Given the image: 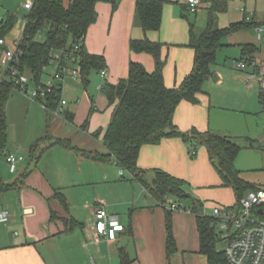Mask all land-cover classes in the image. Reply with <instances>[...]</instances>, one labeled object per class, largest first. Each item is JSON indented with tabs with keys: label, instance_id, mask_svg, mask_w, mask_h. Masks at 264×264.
I'll list each match as a JSON object with an SVG mask.
<instances>
[{
	"label": "crops",
	"instance_id": "0c3cea01",
	"mask_svg": "<svg viewBox=\"0 0 264 264\" xmlns=\"http://www.w3.org/2000/svg\"><path fill=\"white\" fill-rule=\"evenodd\" d=\"M73 1L63 0V3L68 7ZM168 1L163 9L160 31L145 33L135 24L137 0H121L116 11L113 10L111 1L100 0L95 7L97 21L89 28L84 47L89 54L104 57L106 77L93 72L89 86L85 87L81 80H74L68 75L62 83L61 91V97L68 104L63 113H58L59 106L52 111L45 109V138L41 135L42 129H39L23 140L13 139L8 121L6 152L22 155L25 161L12 173L17 174V178L7 184L21 181V186L11 191L14 194H5L7 196L3 200L6 205L3 201L0 202V211L7 210L10 214L9 222L0 223V264H122V257L126 259V264H209L208 258L200 253L196 214L167 210L114 161L107 162L116 167L110 168L105 166L106 163L98 164L100 166L88 164L91 160L84 158L86 164H82L85 167L78 168V155L56 144L58 140H67L73 147L85 151H97L99 145L105 153L103 137L115 108L110 103L108 86H115L127 79L132 62L143 65L149 73L155 71L153 56L132 52L131 41L149 39L163 44L162 54L166 61L164 80L167 87H177L192 72L195 51L188 47L190 28L192 26L198 34L205 30L206 27L199 29L195 23L206 22L207 26L210 0H201L202 6L197 14L188 12L187 0ZM240 1L245 5L244 9H238L235 18L219 15L218 27L226 28L232 23L243 21L253 27L224 38V46L218 51L213 66V76L217 74L218 81H214L213 77L207 81L205 93L199 96L197 104L183 102L179 105L174 124L182 133H189L193 129L210 131L231 138L238 144L242 138L231 135V131L244 125V114L264 111V92L261 91L260 84L254 82L252 87H248L245 74L236 68L239 62L245 61L243 53L247 45L256 48L252 58L257 62H264V0ZM25 4L26 2L22 5L24 10ZM0 8L3 14L0 15V22L9 16L16 18L13 34L6 37L8 40L5 39L20 42L28 14L21 19L20 10L16 9L12 0H0ZM191 16H195V19L192 20ZM55 70L56 66L52 65L51 70L48 67L43 76L51 78ZM6 72L1 54L0 77H4ZM221 93L223 97H219ZM13 97L14 93L7 105V119L11 107L20 106L18 102H13ZM22 101L21 104L28 106V111H41L37 104H27L25 99ZM231 110L237 113L232 114ZM50 113L55 117L61 115L65 118L59 124L65 130L72 127L71 129L81 131L87 137L86 145L81 148L73 144L72 138L78 132L73 134L66 130L68 133L62 137L61 130H58L59 133L51 136L54 123L51 125L49 122ZM98 132L101 135L96 137ZM47 138L49 144L42 146V143V148L46 150L38 163L33 162L34 167L27 164L28 156L31 159V147L37 141ZM50 144L53 145L49 146ZM189 144L181 138H169L158 145H145L138 159V166L145 178L151 181L153 170L159 169L195 186L197 190L194 192L201 206V215H205L202 208L210 196L208 189L213 187L222 189L217 190V193L211 191L219 200L214 207L234 206V191L223 187L207 148L201 147L200 151L197 150L196 158L192 159ZM3 159L5 160L4 156ZM1 165L0 176L3 168L9 170L6 160ZM86 189L91 190L87 192ZM56 191L65 195L68 211L55 197ZM173 198L166 197V201H179ZM100 204L124 226L114 241L98 239L95 235L93 212ZM53 213L57 216L55 220L52 219ZM168 217L172 220L176 245V251L171 256L167 249ZM71 218L80 225L69 230L65 226V220Z\"/></svg>",
	"mask_w": 264,
	"mask_h": 264
},
{
	"label": "trees",
	"instance_id": "16d2710c",
	"mask_svg": "<svg viewBox=\"0 0 264 264\" xmlns=\"http://www.w3.org/2000/svg\"><path fill=\"white\" fill-rule=\"evenodd\" d=\"M99 1L74 0L66 7L63 0H33V7L26 17L27 24L19 43L20 69L40 83L56 52H70L76 44L81 43L82 37L86 38L89 28L97 21L98 14L95 7ZM120 1L111 0L114 11L117 10ZM231 1L210 0L211 6L205 30L198 34L191 26L188 47L195 51L194 67L177 87L169 88L165 84L166 61L162 54L163 44L149 39L131 41L132 52L153 56L155 71L149 73L143 65L132 62L128 78L121 80L115 86H108L110 103L115 105V108L103 137L105 153L80 150L67 140H58L56 144L93 162L114 161L133 180L141 183L153 198L162 202L166 197H174L179 201L191 199L188 192L189 183L159 169L153 170V178L148 181L138 166L139 154L145 145H158L164 139L181 138L190 144H203L207 148L223 187L233 189L238 198L237 202L249 191L257 190L258 187L244 180L241 172L236 168L235 162L241 149L235 141L210 131L200 132L193 129L189 133H182L174 124V116L179 105L183 102L197 104L199 96L205 93V85L213 77V66L218 51L224 46V38L253 27L246 21L232 23L226 28L218 27L219 15L228 11ZM168 3V0H137L135 24L145 33L160 31L163 9ZM15 23L14 16H9L5 21L0 22V39H5L10 34ZM43 34L45 40L41 41L40 37ZM255 52L256 48L253 45L245 46L243 60L250 61ZM76 55L81 81L85 87H88L91 74L105 70L106 61L102 56L89 54L84 43L81 44V50ZM63 63L66 64L64 61ZM15 90L17 88L7 71L4 77H0V154L6 152L8 147L7 105ZM59 103V94H53L46 100L47 108L51 111L57 109ZM87 124L88 122L84 128ZM100 135L101 132H98L96 137ZM46 141L48 138L43 142H37L30 149L31 160L36 164L46 150L41 147ZM195 152L193 158L197 156V147ZM21 183L19 181L0 185V192L17 189ZM55 197L68 211L69 205L65 195L56 191ZM192 202V212L197 216L200 235V253L208 258L209 264H227L224 252L217 249L220 238L217 230L218 221L213 217L201 215L200 203L195 199ZM52 219H57L56 214H52ZM78 225L80 224L73 218L65 220V226L69 230ZM167 249L169 256L176 251L171 217L167 219ZM122 264H126L124 257Z\"/></svg>",
	"mask_w": 264,
	"mask_h": 264
},
{
	"label": "built area",
	"instance_id": "2783aa9c",
	"mask_svg": "<svg viewBox=\"0 0 264 264\" xmlns=\"http://www.w3.org/2000/svg\"><path fill=\"white\" fill-rule=\"evenodd\" d=\"M186 4L190 14H197L202 6L201 0H187ZM24 7L28 11L31 10L33 1L28 0ZM84 41L85 37H82L81 43L76 44L70 52H56L51 60V65L56 66L53 76L35 90L29 88L30 78L19 66L20 42L14 41V44H8L6 39H0V48L7 71L17 90L28 95L32 100L43 104L47 110V98L53 94H59L58 113H63L68 102L61 97L62 83L68 75L74 80H81L76 54L81 50V44ZM236 68L245 74L248 87H252L254 82H258L261 91L264 92V62H257L252 58L250 61L239 62ZM100 74L103 78L106 77V69ZM194 144L195 146L190 148L191 156L196 154L195 147L197 144ZM3 154L11 173H15L19 164L25 161V157L22 155L7 152ZM160 204L172 212L192 213V210L187 209L180 202L168 203L166 198ZM93 216L94 231L98 239L114 241L117 233L123 231L124 226L118 222L117 218L108 213L104 205L96 206ZM212 217L218 221L219 236L225 234L224 255L227 264H264V189L258 188L249 191L232 207H214ZM9 220V212L1 210L0 223H7Z\"/></svg>",
	"mask_w": 264,
	"mask_h": 264
},
{
	"label": "rangeland",
	"instance_id": "374dc122",
	"mask_svg": "<svg viewBox=\"0 0 264 264\" xmlns=\"http://www.w3.org/2000/svg\"><path fill=\"white\" fill-rule=\"evenodd\" d=\"M33 1V0H31ZM255 1V0H252ZM12 2L16 5V9L19 8L20 10V18L22 19L24 17V15H27L29 13V11L24 10V8L22 7L24 2H27V0H12ZM245 5L241 4L240 0H232L229 4V9L228 11L223 14L224 17H234L236 15H238V9H244ZM246 8L248 9V6H246ZM0 15L2 14L1 8H0ZM192 20L195 19V16H191L190 17ZM203 22V21H202ZM205 23V24H204ZM206 22H203V24H201L199 21H197L195 23V26L199 29L206 27ZM15 29V26L13 27V29L10 32V36L11 34H13V31ZM8 35V36H9ZM7 39V38H6ZM9 39V38H8ZM7 39V40H8ZM41 40H45V35L42 36ZM8 44H14L13 41H8ZM2 54V51L0 49V55ZM51 66H49V69L51 70ZM27 77L30 78V81L28 83V86L30 89L35 90L37 89V87L40 84H44L47 81H49L51 78L47 77V76H43L41 78L40 83H37L36 81H34L29 73H25ZM222 93L220 94L219 97H223L221 96ZM218 97V98H219ZM22 99L26 100V103L29 104V102L35 103L39 106V108L41 109V111L39 110H31L28 111L27 109L28 106H24V103L21 104ZM13 102H18L20 106H16V107H11V111H10V116L8 114V121L10 124V135L11 137L17 138L18 140H23L25 139L27 136L29 135H33L37 130L42 129L43 134V138L46 137V110L45 107L43 106V104H41L40 102H36L34 100H32L28 95L22 93L21 91L15 90L14 91V97H13ZM15 103V104H16ZM232 114H236L237 111H233L231 110ZM45 118V119H44ZM246 121L243 122V126L241 128H236L235 130L231 131V135L233 136H237L238 138L241 137L242 139H239L238 141V146L240 147V153L236 159L235 165L237 170H239L241 172V177L246 180L247 182H249L250 184L258 187V188H262L264 189V111L262 112H257L255 114H244V117ZM65 118L61 117V115L59 117H55L53 113H50L49 115V122L52 125L54 123V125H52V131H50L51 136H54V133H59L57 132L58 130H61V135L62 137L65 136L66 130L69 132H72L73 134H75L76 132H78L77 130L71 129L72 127H67V129L65 130L64 128H62L61 122H64ZM45 121V122H44ZM56 122V124H55ZM44 125H43V124ZM62 128V129H61ZM73 130V131H72ZM229 133V132H228ZM40 135V134H38ZM34 137H38V136H34ZM72 137V136H71ZM42 138V139H43ZM72 142L74 145H77L81 148L84 147V145H86V141H87V137L81 132H78V135L73 136L72 138ZM40 141V140H39ZM37 141V142H39ZM43 142V140H41ZM49 143L46 141L45 143H43L42 146L44 145H48ZM41 146V147H42ZM191 146H195L194 143L189 144V155L192 159H195L191 156V152H190V147ZM88 147V146H86ZM201 147H205L203 144H200L197 146V150L200 151ZM99 148L97 151L104 153L102 151V148L98 145ZM89 149V148H88ZM76 155V153H75ZM3 156L5 157L4 154L0 155V168H2L1 163H3L5 160L3 159ZM78 157L80 158V161H76L77 165L76 167L81 168V167H85V165L82 164V162L85 163V159L80 157L78 155ZM76 160V159H75ZM34 161H32L30 159V157L28 156V162L30 166L34 167L35 164H33ZM92 162V163H91ZM96 163V164H94ZM56 164V162H54V165ZM86 164V163H85ZM88 164L91 165H97L100 166L97 162H93V161H89ZM83 165V166H82ZM103 165V164H101ZM105 166L109 167L110 164L106 163ZM113 166H110V168H112ZM75 168V167H74ZM116 168V167H113ZM2 171V170H1ZM17 174H12L8 169H4L2 171V174L0 176V185H7L8 181H13L17 178ZM231 189V188H227ZM87 192H90L89 190L91 189H86ZM195 190H197V188L191 184H189L188 186V192L191 195V199H186V200H180L178 202H180L182 205L191 208L193 210V199H197V196L195 194ZM217 190H222L221 187H213L208 189V192H210V196L208 197V202L207 204L202 208L203 209V213L205 215H208L210 217H212V213H213V208L215 206V204L218 203V199H216L217 195H213V193H217ZM12 190L10 191H6V192H0V202L3 201L4 205H6V202L3 200V198H6L7 195L5 194H9L11 193ZM211 191L213 193H211ZM232 192V191H230ZM234 193V192H232ZM14 194V193H11ZM234 195V203H237L238 198ZM174 199V198H173ZM8 200V198H7ZM176 201V200H175ZM225 234L220 235L219 238V242L217 244V249L221 252H224L225 248H226V241L224 240Z\"/></svg>",
	"mask_w": 264,
	"mask_h": 264
},
{
	"label": "water",
	"instance_id": "95a60500",
	"mask_svg": "<svg viewBox=\"0 0 264 264\" xmlns=\"http://www.w3.org/2000/svg\"><path fill=\"white\" fill-rule=\"evenodd\" d=\"M101 1H111V0H101ZM213 80H214V81H218V75H217V74H215V75L213 76Z\"/></svg>",
	"mask_w": 264,
	"mask_h": 264
}]
</instances>
